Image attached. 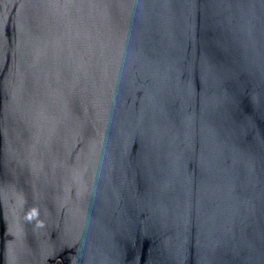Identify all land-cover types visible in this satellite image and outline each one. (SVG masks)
<instances>
[{"label":"water","instance_id":"water-1","mask_svg":"<svg viewBox=\"0 0 264 264\" xmlns=\"http://www.w3.org/2000/svg\"><path fill=\"white\" fill-rule=\"evenodd\" d=\"M0 264H264V0H0Z\"/></svg>","mask_w":264,"mask_h":264}]
</instances>
